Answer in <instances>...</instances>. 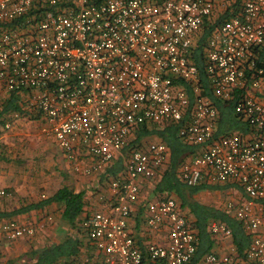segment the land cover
Segmentation results:
<instances>
[{"label": "built area", "instance_id": "built-area-1", "mask_svg": "<svg viewBox=\"0 0 264 264\" xmlns=\"http://www.w3.org/2000/svg\"><path fill=\"white\" fill-rule=\"evenodd\" d=\"M226 9L232 15L205 40L204 70L219 101L235 100L246 131L216 136L218 111L191 55L204 23ZM0 92L20 96L26 115L14 111L12 119L42 120L74 172L96 174L122 158L109 197L100 196L108 211L83 223L101 264H189L195 254L196 233L172 198L145 204L154 237L143 248L128 229L140 180L169 159L165 142L131 140L147 123L169 122L179 123L182 141L202 145L179 170L187 185L233 182L245 194L226 208L249 235L248 248L230 245L199 264H264V0H0ZM6 195L0 188V200ZM35 229L5 220L0 245ZM209 231L232 236L223 222Z\"/></svg>", "mask_w": 264, "mask_h": 264}, {"label": "crops", "instance_id": "crops-1", "mask_svg": "<svg viewBox=\"0 0 264 264\" xmlns=\"http://www.w3.org/2000/svg\"><path fill=\"white\" fill-rule=\"evenodd\" d=\"M201 34H199L198 38ZM197 45L195 46L194 51L191 55V60L195 64L197 57V55H195L197 52ZM201 58V61H203L204 70V55H201ZM201 85L203 88L202 94L204 96H207L216 106L215 101L219 102V100L211 92L208 78L207 89L209 90V93L206 94L203 83H201ZM7 97V93L0 92V106L3 101L7 99ZM216 108L218 111V122L214 132L216 136L231 134L236 131H246V124L238 120V129H233L228 132H219L220 110L217 106ZM37 118L38 117L35 116H22L19 120L14 121V124L11 128L5 130L0 135V188L6 189L7 191V195L0 200V211L11 212L19 209L22 206L38 203L43 199H47L62 187H67L75 193L81 192L83 207L75 220L74 226L72 227H69L62 221V212L64 210L63 202H51L41 207H35L24 212L12 214L7 218L0 217V224L5 220L11 219L16 220L20 223L25 222L36 226L35 234L33 236L21 237L14 241H5L0 245V264H6L8 260H14L15 264H23L24 261L22 259V256L28 250L58 243L66 235L78 238L81 241V245L77 254L72 255L69 258L60 259L58 264H71L72 262H80L82 264H101L100 257L97 255L95 248H93L91 242L86 236L83 223L94 212L108 211L109 208L106 205V199H101L100 196L103 195L105 196V198L109 197L110 190L107 183L108 179H110L111 177L119 176L121 174L123 165L119 160L120 157L114 159L112 163L105 167L102 171L86 176L74 172L70 167V164L65 161L60 151L62 158L61 160L64 162L69 175L67 173L63 174V172H61V176L57 179L55 178L57 177V174L51 176L50 178H45L43 176L44 173L38 169L39 164L37 159H35L34 155L32 154L33 146H37L35 144L38 143L42 144V138L43 136H46L41 131L43 121ZM238 122L243 125L242 130L240 129V124ZM171 123L172 125H176L177 136L179 138L178 133L180 125L179 123L176 124V122H169L165 125L159 126L147 123L146 125L142 126L141 129L136 132V134H138L142 130H145V127H147V130L156 131L164 129ZM1 127L2 125L0 124V128ZM136 134L133 138H135ZM50 138L52 137L50 136ZM179 140L181 141V143L194 149L193 153H186L181 158L180 162H178L174 166V169L172 171L174 177H176L180 181V183L184 184L183 187L186 189L187 193L192 192L191 195H188L189 199L196 201L199 204L206 205L208 207L221 211L229 217L237 220L235 216H233V214L228 211L226 206L229 200L241 201L245 199V194L242 188L233 182L210 183L207 181H203L195 186L187 185L181 179L179 170L181 168V165L185 161L193 158L192 156L202 148V145L189 144L182 141L180 138ZM132 141L133 140H131V142ZM156 141L165 142L158 133L151 132L142 137L139 144L144 145L145 147L149 143ZM168 147L169 159L167 161V164L162 167L154 177L140 180V197L138 203L134 208V211L128 219V229L136 238L137 243L140 245V247L143 248L144 243L150 238L154 237H151L150 232L145 229V204L148 201L159 198L161 196L169 197L176 201L180 212H182L187 217L190 224H192V228L197 236L198 248L200 238L198 229L194 225V221L196 219L195 216L192 214L189 208L184 205L183 201L178 198L174 191L160 187L164 182V175L166 171H168L171 166L172 153L169 145ZM34 165H36L37 167H34ZM109 169L114 170V172H110ZM52 177H54V179H52ZM41 179H43L44 181L46 180V182L41 181L40 183H38V181ZM41 187H43V189H41ZM39 189L43 190V193L41 195H38ZM213 222H223L228 225L224 220L219 218L208 219L206 232L210 240V243H208V246L210 245V248L207 252H205V254L209 252H213L217 255L224 254L230 250V245H232V247H235L236 249L233 235L225 239H215L210 234L209 226ZM243 232L248 239L247 244L243 249L244 251L250 244V238L244 230ZM163 233L165 234V232ZM155 236H157L159 240L161 239V237H159L158 235ZM67 260L71 261L68 262Z\"/></svg>", "mask_w": 264, "mask_h": 264}, {"label": "trees", "instance_id": "trees-1", "mask_svg": "<svg viewBox=\"0 0 264 264\" xmlns=\"http://www.w3.org/2000/svg\"><path fill=\"white\" fill-rule=\"evenodd\" d=\"M231 15L232 13L229 12L228 9H226L223 13H220L219 15L206 21L203 25L202 34L199 37V42L196 47L197 52L195 55H197V57L195 62L199 69V77H200L199 80L201 81V83H203L206 94L209 93V90L207 89V76L205 74V71L203 70V61H201L202 60L201 55H203L202 52L203 46L205 44V40L209 37L214 27L223 23ZM7 94H8L7 99H5L0 106V124L2 125V127L0 128V135L2 134V132L7 130L4 127V124L6 122L12 120V124H14V120L12 119V115H11L12 112L20 111L21 114L26 115L25 110H23L22 105L19 103L21 100L20 96L15 92L7 93ZM215 103L218 109L220 110L219 132H228L233 129H238L239 128L237 124L238 119H237V115L234 113L235 100L228 99L226 101H219V102L215 101ZM242 127L243 125L240 124L241 130ZM151 132L158 133L166 142V144L170 146L172 153L171 166L169 170L166 171L164 175L165 177L164 182L160 187L174 191L178 196V198H180V200L183 201L184 205L189 208V210L196 218L194 221V225L198 229L200 242L189 264H199L203 256L205 255V252H207L210 248V245L208 246L210 240L206 232V226L209 218H219L224 220L228 224L227 226L232 231L233 240L236 249L239 253H242L243 249L247 244L248 239L243 232V228L241 224L237 220L229 217L228 215L224 214L221 211H218L206 205L199 204L198 202L189 199L188 195H191L192 192L187 193L186 189L183 187L184 184L180 183V181L176 177H174V174L172 172L174 166L178 162H180L181 158L186 153L194 152V149L192 147L181 143V141L177 136L176 125H172L171 123L164 129L156 130V131L147 130V127H145V130H142L141 132L136 134L135 138L132 139L133 141L131 144L137 146V144L141 142L142 137L146 136ZM119 160L124 166L122 158H119ZM109 170L110 172H114V170L112 169ZM51 202L64 203V210L62 212V221L65 224H67L69 227L74 226L75 220L83 207L82 193L81 192L75 193L72 190L68 189L67 187L60 188L53 195H51L47 199L41 200L38 203L25 205L11 212L0 211V217L7 218L10 217V215L12 214L24 212L35 207H41ZM80 245H81V241L78 238L66 235L58 243L47 245L41 248H33L28 250L22 256V259L24 261L23 264H58L60 259L69 258L72 255L77 254ZM67 261L70 262L71 260H67ZM14 262H15L14 260H8L6 264H15Z\"/></svg>", "mask_w": 264, "mask_h": 264}, {"label": "rangeland", "instance_id": "rangeland-1", "mask_svg": "<svg viewBox=\"0 0 264 264\" xmlns=\"http://www.w3.org/2000/svg\"><path fill=\"white\" fill-rule=\"evenodd\" d=\"M42 140V144L38 143L35 144L37 146H33L32 154L34 155V158L37 159L39 164L38 169L44 173L43 176L45 178H50L51 176L57 174V177H55L57 179L61 176V172H63V174L67 173L69 175L64 162L61 160L62 158L57 143L54 140L52 141V138H50V136H43ZM35 166L36 165H34V167ZM52 179H54V177H52ZM41 181L44 180L41 179L38 181V183H40ZM44 182H46V180ZM41 189H43V187H41ZM42 193L43 190L39 189L38 195H41Z\"/></svg>", "mask_w": 264, "mask_h": 264}]
</instances>
